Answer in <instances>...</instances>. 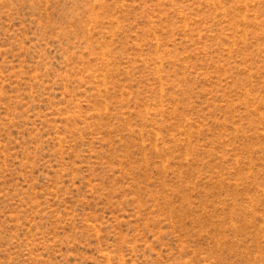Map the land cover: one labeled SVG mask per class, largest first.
<instances>
[{"label":"rangeland","instance_id":"rangeland-1","mask_svg":"<svg viewBox=\"0 0 264 264\" xmlns=\"http://www.w3.org/2000/svg\"><path fill=\"white\" fill-rule=\"evenodd\" d=\"M0 264H264V0H0Z\"/></svg>","mask_w":264,"mask_h":264}]
</instances>
